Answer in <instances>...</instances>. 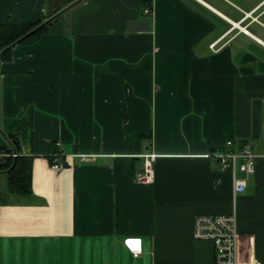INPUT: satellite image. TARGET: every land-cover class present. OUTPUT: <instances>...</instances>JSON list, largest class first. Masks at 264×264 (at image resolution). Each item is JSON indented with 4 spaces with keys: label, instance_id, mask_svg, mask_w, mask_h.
Masks as SVG:
<instances>
[{
    "label": "crops",
    "instance_id": "1",
    "mask_svg": "<svg viewBox=\"0 0 264 264\" xmlns=\"http://www.w3.org/2000/svg\"><path fill=\"white\" fill-rule=\"evenodd\" d=\"M262 1L0 0V24L61 11L0 60V147L33 158L31 196L0 187V264H213L194 219L231 212L243 264L264 261ZM228 139L255 153L237 195L209 156Z\"/></svg>",
    "mask_w": 264,
    "mask_h": 264
},
{
    "label": "built area",
    "instance_id": "2",
    "mask_svg": "<svg viewBox=\"0 0 264 264\" xmlns=\"http://www.w3.org/2000/svg\"><path fill=\"white\" fill-rule=\"evenodd\" d=\"M260 9L264 12V0L260 2L253 10ZM144 13L150 14L151 8H144ZM218 40L212 42L209 47L216 51ZM264 106V99L262 100ZM7 154L0 149V157ZM12 156L17 153L12 152ZM218 159L221 169L228 170L232 174L233 193L237 195L246 188L249 175L254 172L255 153L249 142L235 143L232 139L226 140L223 148L214 151L209 156ZM83 159L87 156L81 155ZM142 169L135 173L134 180L140 183H151L154 180L153 165L157 154L149 150L142 154ZM64 166L63 161L54 159L51 168L58 169ZM193 237L195 240L209 241L213 245V264H243L239 254V234L237 231V220L234 212L228 214H199L195 217L193 223ZM138 251H133L137 256ZM248 264H263L258 260H253Z\"/></svg>",
    "mask_w": 264,
    "mask_h": 264
},
{
    "label": "trees",
    "instance_id": "3",
    "mask_svg": "<svg viewBox=\"0 0 264 264\" xmlns=\"http://www.w3.org/2000/svg\"><path fill=\"white\" fill-rule=\"evenodd\" d=\"M81 0H60L63 5H70ZM55 11L45 20H27L19 24H0V60H9L11 49L19 43H30L38 40L47 31L48 24L59 16ZM12 148L0 149L7 155L0 157V173L5 174L7 194L21 197L32 195V157L19 153L18 141L15 136L8 135ZM17 153L12 156L11 153ZM2 196V195H1Z\"/></svg>",
    "mask_w": 264,
    "mask_h": 264
},
{
    "label": "rangeland",
    "instance_id": "4",
    "mask_svg": "<svg viewBox=\"0 0 264 264\" xmlns=\"http://www.w3.org/2000/svg\"><path fill=\"white\" fill-rule=\"evenodd\" d=\"M0 187H6V177H5V174L3 173H0ZM251 228H254V231H259V233H261L259 235L264 237V222L263 221H257L256 223L252 224ZM258 253L264 256V251H262L261 249L258 250ZM262 262L264 261L262 260Z\"/></svg>",
    "mask_w": 264,
    "mask_h": 264
},
{
    "label": "water",
    "instance_id": "5",
    "mask_svg": "<svg viewBox=\"0 0 264 264\" xmlns=\"http://www.w3.org/2000/svg\"><path fill=\"white\" fill-rule=\"evenodd\" d=\"M138 242H139L138 238H129L127 240L128 246L130 248H133V249H137L138 248Z\"/></svg>",
    "mask_w": 264,
    "mask_h": 264
}]
</instances>
